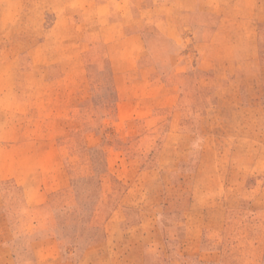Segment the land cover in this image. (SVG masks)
<instances>
[{
  "label": "rangeland",
  "instance_id": "obj_1",
  "mask_svg": "<svg viewBox=\"0 0 264 264\" xmlns=\"http://www.w3.org/2000/svg\"><path fill=\"white\" fill-rule=\"evenodd\" d=\"M106 1L0 0L3 220L19 238L65 228L43 264H77L82 222L89 264H264L230 262L264 255V0L239 63L202 55L192 30L141 38L129 60L94 28L133 5ZM111 63L131 74L120 103Z\"/></svg>",
  "mask_w": 264,
  "mask_h": 264
},
{
  "label": "crops",
  "instance_id": "obj_2",
  "mask_svg": "<svg viewBox=\"0 0 264 264\" xmlns=\"http://www.w3.org/2000/svg\"><path fill=\"white\" fill-rule=\"evenodd\" d=\"M129 2L133 5V13L129 17L121 12L109 15L97 14L98 22L96 21V29L94 28L96 34L102 33L104 36L113 34L117 35L118 38L124 37L122 41L119 39L118 43L124 48L129 46L131 54H134L133 57H129V60L132 58L135 61L138 60L141 38L152 37L156 42L159 39H165L167 42V39L178 36L176 30H182L181 32L192 30L201 47L200 53L202 55H232V57H226V60L239 63L241 61L240 55L257 52V40H255L258 36L257 28L263 20V10L258 11L256 9L257 0H130ZM104 3L107 1L98 0V5ZM136 3L138 4L137 7H135ZM258 13L261 15L257 16ZM220 39H224V41L222 40L221 43ZM137 41L138 45L136 44L133 50L130 45ZM156 48L159 52L163 50L159 47ZM166 50L168 51V49ZM151 52L157 51L151 49ZM117 53L121 56L125 55L126 52L119 49ZM111 64L113 67L112 86L116 91L117 101L120 103L123 99L128 98L127 87L132 86V81L130 82L128 77L131 74L127 75L126 64L123 65L124 67H121V63H118L117 67L114 63ZM133 67L132 65L130 69ZM87 81L88 86L92 89V81L91 83L89 80ZM167 84L171 92L174 85L169 84V82ZM92 99H94L93 94ZM68 104L69 102L66 101V105ZM67 112L69 115V111ZM62 114L61 112L59 116L63 117ZM54 115L58 116L57 111ZM64 115L66 116V112ZM55 226L60 227L59 223H55ZM79 226V231L70 241L72 240L75 248L82 251L77 264H89L88 247L93 229L89 222L79 223ZM30 231H24L21 238L18 237L21 234L16 236L17 231L13 235L14 229L9 227L8 221L3 220L0 212V264H26L28 260L32 264H43L47 261L45 247L52 246L55 250L56 246L59 247L65 241L64 234H67L65 228L63 230L57 228V233H51L55 229L46 227L47 234L43 235L41 234L43 232H39L40 234L35 238H30ZM19 239H22V244L27 246L26 251H32L29 253V257L25 254L26 252L19 254L16 251ZM56 253L60 256L63 255L57 249ZM60 260L65 261L66 259L64 257ZM230 262L261 263L264 262V255L236 256L231 258Z\"/></svg>",
  "mask_w": 264,
  "mask_h": 264
}]
</instances>
